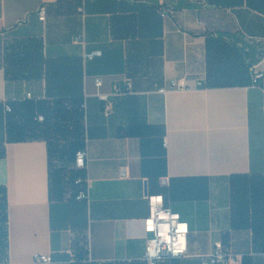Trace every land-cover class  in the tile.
<instances>
[{
  "label": "crops",
  "instance_id": "crops-1",
  "mask_svg": "<svg viewBox=\"0 0 264 264\" xmlns=\"http://www.w3.org/2000/svg\"><path fill=\"white\" fill-rule=\"evenodd\" d=\"M228 34L264 47V0H0V264H40L37 254L69 264L71 252L148 264L143 219L158 193L190 225L188 255L159 264H201L217 241L240 264H264L252 210L233 217L232 202L233 184L243 196V181L264 174V76L209 84V48ZM28 38L44 46L45 73L7 77L5 43ZM254 66L264 72V56ZM26 98L79 105L86 168L54 161L47 139L9 140L7 106ZM80 177L87 199L77 198Z\"/></svg>",
  "mask_w": 264,
  "mask_h": 264
},
{
  "label": "trees",
  "instance_id": "trees-1",
  "mask_svg": "<svg viewBox=\"0 0 264 264\" xmlns=\"http://www.w3.org/2000/svg\"><path fill=\"white\" fill-rule=\"evenodd\" d=\"M229 40H218L215 49L209 48L208 66L209 84L215 86L246 85L252 82L251 67L264 56V47L259 42H250L244 37L228 34ZM210 46V43H209ZM44 46L38 39L17 40L4 45V59L7 77L12 79H29L45 73L46 60ZM82 105V104H81ZM7 124L10 141H25L47 139L51 143L50 156L54 161L76 160V154L84 149L85 132L83 128V113L80 107L69 109L61 99L47 101L26 98L10 104ZM40 116L43 120H40ZM57 139L59 142L53 140ZM54 144H53V143ZM77 168V167H76ZM80 169L81 168H77ZM261 182L243 181V196L241 190L233 184L232 202L234 214L244 218L249 217L252 210L251 227L255 240H264V224L261 220L264 214V174ZM245 180V179H244ZM73 184L86 189L85 178L73 180ZM255 186L260 191L248 200V187ZM83 189V190H84ZM81 190V191H83ZM80 191V192H81ZM243 205V206H242ZM6 223L5 191L0 189V232L4 235ZM224 243V242H223ZM225 245V244H224ZM1 247V245H0ZM71 254L73 259L71 261ZM69 264H138V263H103L94 262L89 257L79 259L74 252L68 253ZM177 259V258H174ZM168 259V260H174ZM167 261V260H164ZM159 264V263H158Z\"/></svg>",
  "mask_w": 264,
  "mask_h": 264
},
{
  "label": "built area",
  "instance_id": "built-area-1",
  "mask_svg": "<svg viewBox=\"0 0 264 264\" xmlns=\"http://www.w3.org/2000/svg\"><path fill=\"white\" fill-rule=\"evenodd\" d=\"M38 16L40 20H46V8L41 7L38 11ZM78 42H83L81 35L75 37ZM101 51H95L87 56L89 58H94L100 55ZM252 84H259L260 80L264 76V72L257 70L255 66L251 67ZM97 84L101 85V80L97 79ZM172 88H186L185 80H172L170 83ZM165 91V89H162ZM31 97V93L28 94ZM106 101L105 110L110 113L112 110V103L108 99L107 95L101 96ZM10 105L7 106V111H11ZM43 120V117H39ZM87 149H81L76 154V167L86 168L87 166ZM89 197L88 191L83 190L77 196L78 199H87ZM149 211L148 215L143 219L144 231L147 234L146 241V252L145 260L148 264H158L161 261L181 258L187 256L189 253V234L190 225L184 220L179 213L172 211L166 205L165 196L162 193L149 194L147 196ZM180 225L185 226V231L181 233L179 231ZM164 232L168 237L167 240L161 235ZM159 249L157 256L153 257L149 255V248ZM73 259V254H71V261ZM35 261L40 264H53V257L46 254H37L35 256ZM241 256L228 250L222 241H217L214 244L212 252L202 258L201 264H240ZM69 263V261H68ZM5 264V263H2Z\"/></svg>",
  "mask_w": 264,
  "mask_h": 264
},
{
  "label": "clouds",
  "instance_id": "clouds-1",
  "mask_svg": "<svg viewBox=\"0 0 264 264\" xmlns=\"http://www.w3.org/2000/svg\"><path fill=\"white\" fill-rule=\"evenodd\" d=\"M179 231L181 233H183L185 231V226L184 225H180ZM161 235L164 237L165 240H167L168 237L165 235L164 232H162ZM158 251H159V249H156L154 247L148 249L149 255H151L153 257L157 256Z\"/></svg>",
  "mask_w": 264,
  "mask_h": 264
},
{
  "label": "rangeland",
  "instance_id": "rangeland-1",
  "mask_svg": "<svg viewBox=\"0 0 264 264\" xmlns=\"http://www.w3.org/2000/svg\"><path fill=\"white\" fill-rule=\"evenodd\" d=\"M53 141H55V142H59V140L57 141V139H55V140H53ZM53 143V142H52ZM54 144V143H53Z\"/></svg>",
  "mask_w": 264,
  "mask_h": 264
}]
</instances>
